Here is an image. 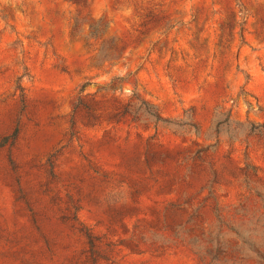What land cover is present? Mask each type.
<instances>
[{
    "label": "rangeland",
    "instance_id": "obj_1",
    "mask_svg": "<svg viewBox=\"0 0 264 264\" xmlns=\"http://www.w3.org/2000/svg\"><path fill=\"white\" fill-rule=\"evenodd\" d=\"M0 264H264V0H0Z\"/></svg>",
    "mask_w": 264,
    "mask_h": 264
},
{
    "label": "trees",
    "instance_id": "obj_2",
    "mask_svg": "<svg viewBox=\"0 0 264 264\" xmlns=\"http://www.w3.org/2000/svg\"><path fill=\"white\" fill-rule=\"evenodd\" d=\"M168 219H169V216L166 214V213H164L163 214V220H162V223H166V222H168ZM170 223H173L174 224V221L173 220H170L169 221ZM171 226H172V224H171ZM173 226H177V225H173ZM86 236L88 237V239H89V242H90V245L92 246V247H95V242H94V238H93V235H92V233L88 230V231H86Z\"/></svg>",
    "mask_w": 264,
    "mask_h": 264
}]
</instances>
